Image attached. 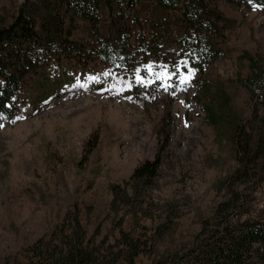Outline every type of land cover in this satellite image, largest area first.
I'll list each match as a JSON object with an SVG mask.
<instances>
[{"label": "rangeland", "instance_id": "rangeland-1", "mask_svg": "<svg viewBox=\"0 0 264 264\" xmlns=\"http://www.w3.org/2000/svg\"><path fill=\"white\" fill-rule=\"evenodd\" d=\"M215 1L232 21L218 45L221 56L186 86L105 83L113 69L98 60L82 69L63 64L54 75L27 81L17 111L0 119V264H24L28 246L49 241L73 207L96 246L103 239L113 244L120 231L151 233L165 214L173 225L155 244V255L199 230L236 165L234 123L247 119L256 103L248 58L264 66V0ZM22 3L0 0V10L10 18ZM117 13L102 8V37L122 29L111 24ZM136 14L140 31L129 20L122 33L131 38L134 55L148 27V12ZM72 30L74 40L92 42L82 19ZM156 156L161 164L152 187L138 199L131 195V207L113 210L111 186L123 185L137 165ZM254 196L255 213L264 219V181ZM152 257L141 254L134 264Z\"/></svg>", "mask_w": 264, "mask_h": 264}, {"label": "trees", "instance_id": "trees-1", "mask_svg": "<svg viewBox=\"0 0 264 264\" xmlns=\"http://www.w3.org/2000/svg\"><path fill=\"white\" fill-rule=\"evenodd\" d=\"M102 8L109 16L118 10L111 24L122 27L105 38L99 28ZM140 10L148 12V27L146 34L141 30L134 55L128 52L131 38L122 33L129 20L140 31L136 20ZM76 19L90 26L91 43L72 38ZM231 22L215 0H23L10 18L0 10V119L17 111L21 91L32 76L54 75L63 64L81 69L97 60L107 64L113 74L104 76L105 83L113 79L141 87L186 86L221 56L218 45ZM248 65V89L256 103L247 119L234 123L236 165L224 181V196L190 240L155 255V244L173 225V217L165 214L151 233L132 236L120 231L113 244H104L103 239L96 246L93 237H86L78 208L73 207L49 241L42 238L28 246L24 264H134L141 254L153 255L148 264H264V219L253 206L264 181V66L254 57L248 58ZM160 164L161 156L144 160L123 185L111 186V208L131 207V195L136 199L145 195Z\"/></svg>", "mask_w": 264, "mask_h": 264}]
</instances>
